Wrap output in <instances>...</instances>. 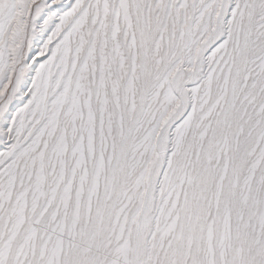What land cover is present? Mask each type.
I'll return each instance as SVG.
<instances>
[{
    "label": "snow or ice",
    "instance_id": "snow-or-ice-1",
    "mask_svg": "<svg viewBox=\"0 0 264 264\" xmlns=\"http://www.w3.org/2000/svg\"><path fill=\"white\" fill-rule=\"evenodd\" d=\"M0 264H264V0H0Z\"/></svg>",
    "mask_w": 264,
    "mask_h": 264
}]
</instances>
